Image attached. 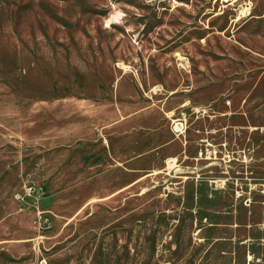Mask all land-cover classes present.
<instances>
[{
  "label": "rangeland",
  "instance_id": "1",
  "mask_svg": "<svg viewBox=\"0 0 264 264\" xmlns=\"http://www.w3.org/2000/svg\"><path fill=\"white\" fill-rule=\"evenodd\" d=\"M0 264H264V0H0Z\"/></svg>",
  "mask_w": 264,
  "mask_h": 264
},
{
  "label": "built area",
  "instance_id": "2",
  "mask_svg": "<svg viewBox=\"0 0 264 264\" xmlns=\"http://www.w3.org/2000/svg\"><path fill=\"white\" fill-rule=\"evenodd\" d=\"M174 122L175 123H174V126H173V132L176 133V134L177 133H179V134L183 133L184 126H185L184 121L182 119H176Z\"/></svg>",
  "mask_w": 264,
  "mask_h": 264
},
{
  "label": "clouds",
  "instance_id": "3",
  "mask_svg": "<svg viewBox=\"0 0 264 264\" xmlns=\"http://www.w3.org/2000/svg\"><path fill=\"white\" fill-rule=\"evenodd\" d=\"M120 15H123V13H121ZM112 22V20H108L106 23H105V27H108L109 24ZM116 22H119V20H117Z\"/></svg>",
  "mask_w": 264,
  "mask_h": 264
}]
</instances>
